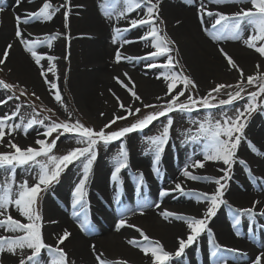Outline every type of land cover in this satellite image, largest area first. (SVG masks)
Returning <instances> with one entry per match:
<instances>
[{
  "label": "snow or ice",
  "instance_id": "6c2138e0",
  "mask_svg": "<svg viewBox=\"0 0 264 264\" xmlns=\"http://www.w3.org/2000/svg\"><path fill=\"white\" fill-rule=\"evenodd\" d=\"M19 6L23 0H15ZM34 3L35 0H28ZM163 0H102L101 9L104 16L112 20L115 13L116 20H127V27L113 28L111 42L119 43L114 59L116 63L122 60L132 61L146 59L150 61L147 65L149 68L166 69L162 72L163 80L167 82V91L165 96L168 97L162 105L145 104V108H159L158 111L149 112L143 116H139L141 109L139 107L133 109L126 106L116 97L119 102V107L126 113L124 116L113 115V118L106 123L98 131L94 128L87 127L79 120L71 121L72 113H68V119L55 121L50 117L45 116L43 119L38 118L39 114L26 119L22 114V104H16L10 111L0 116V146L11 149V151L0 152V170H3L6 175L3 181L0 182V264H4V256L11 255L16 258V264H75V261L69 259V254L64 247H61L71 237V232L64 229L62 234L56 236V244L50 245L45 242L43 235L44 217L40 207L41 200L44 195H47L53 185L59 182L61 174L68 168L69 165L79 163L78 180L74 184L71 192V208L72 215L78 221L81 231L90 233L93 228L89 220L88 208V183L93 171L94 162L98 158V145L107 146L113 141L121 140L135 131H142L154 121H159L160 118H165L166 123L163 124L159 134L148 136L146 143L149 145V153L153 156L152 171L159 176L161 169L159 167L162 154L166 151V146L169 145L171 138V130L174 120L171 113L193 112L198 108L203 109H224L226 106L236 105L240 100L245 103L242 106L232 108V114L227 111H220V118H216L211 112L203 120H194L197 125L195 132L188 129L185 134V140L182 143L202 144L200 155L202 159H192L190 164H185L182 171V176L186 180L212 182L216 185L212 192H197L195 190H186L183 182H175L174 188L162 189L159 193L161 197L178 192L195 196L198 203H205L206 207L203 213L196 217L194 215L180 214L177 212L162 210L160 215L164 220L170 218L179 220L185 223L187 234L185 237L178 238V247L175 252H169L165 249L160 240L150 238L141 228L129 223L126 218L127 213H132L134 210L126 206L121 208L120 219L115 225L116 231H120L124 227L135 228L142 240L128 239L127 243L134 248H138L145 257L148 258L150 264H172L174 259H183L186 255V250L191 248L198 242L203 234H207L210 255L213 258V264H229L230 259L234 264H239V257L246 256L247 253L240 249L223 246L215 239V233L209 227L213 217L218 213L222 206L228 207L232 212L231 227L237 237L242 235L240 225L242 217L248 221V233L250 237L255 234V226L258 218H264V206L257 208V205H264V201L254 200L249 207H233L224 197L229 186V181L233 179V168L236 164L243 166L247 170L248 175L252 177V172L248 162L238 156L239 148L242 142L247 144V147L256 155L262 154L251 140H248L245 135V129L249 118L254 112L264 111V65L257 64L255 74L245 75L242 68L228 55L221 47L218 50L226 58L227 64L231 69H235L239 73V79L236 84L217 83L203 97H195L190 89H196L198 85L189 75L184 74L183 70L177 72L174 69L179 64L175 60L172 53H179V49L175 47L176 41L169 37L166 31L160 27L166 21L161 16V4ZM189 6L196 3V0H186ZM216 5H221L226 0H212ZM245 2V0H238ZM251 4L250 8H241L234 13H225L219 10H209L205 0H200L198 18L202 25V30L213 42L223 40H243L246 47L253 49L260 57H264V0H246ZM122 7L118 8V5ZM80 7V6H78ZM64 8L63 13L65 21L71 12V0H64L60 7H55L51 0H42L38 10L25 13L24 18L17 14L15 16L16 31L15 36L24 46L26 52L31 55L35 64L40 68V75L44 78V82L49 86L48 90L53 95L55 101L64 106V100L59 90L58 84L53 80L48 79V73L53 76L57 74V67L51 61L57 59L55 56L47 54H38L37 47L46 44L48 48L52 47V42L62 35L56 33L48 35L41 39L29 40L25 39L21 25H27L32 20L36 21H51L56 13ZM5 9L0 7V12ZM137 12V16L129 18L130 14ZM205 17H214L211 27L205 25ZM180 21H177L179 24ZM67 27V23L65 24ZM133 29H146L137 40L144 41L145 47H151L153 51H149L143 57L125 55L121 49L127 45L137 41L125 38V34ZM249 32L247 38L244 37L245 31ZM31 35V34H29ZM70 39V37H69ZM13 45L8 44L0 53V65L6 63L9 57L10 50ZM164 57L163 63H156L158 58ZM49 61L47 68L41 63L42 60ZM127 77L128 83H125L119 76L114 77L117 83L125 87L135 101H141V97L135 91V84L128 73L123 74ZM161 78L160 76L157 77ZM248 86H254L255 91L246 92ZM18 85L8 84L0 81V88L12 91L18 88ZM235 89L234 91H228ZM54 90V91H53ZM111 91V90H110ZM187 96H185V94ZM216 94H225L227 99H219L217 102ZM246 93V94H245ZM115 96V93H112ZM26 89L20 90V95H9L6 98H0V106L8 105L9 101H19L21 96H26ZM37 100L40 97L35 93H31ZM181 97H185L181 100ZM158 100L162 99L157 97ZM142 102V101H141ZM33 107V112L35 108ZM65 110L67 108L65 106ZM47 111L52 113V108H47ZM101 115H104L101 113ZM129 116H139L132 124L122 127L115 131H107L118 120H126ZM18 121V122H17ZM35 125H41L44 128L42 136L44 138L36 139L33 144L21 146L15 142V134L23 132L28 134L29 129ZM74 134L76 136V144L78 147L72 148L66 154L57 155L54 150L57 147V141L64 134ZM55 134V135H54ZM9 137V139H5ZM196 155V153H193ZM206 162L220 163L224 167L218 170L223 173L219 177L197 175L194 174L195 169H204ZM114 170L111 172V181L118 186V191L115 196L116 203H120V186L124 184L121 177L122 170L129 167V151L125 144H121L117 154L113 157ZM18 167L24 168L29 175H32L34 183H29L27 179L17 183L16 170ZM192 169V170H189ZM34 173V175H33ZM253 179H259L252 177ZM145 178L143 172L137 176V192L144 185ZM140 207V214L143 215V208ZM156 208H160V204H155ZM14 208L20 217H23L26 222L13 217L10 209ZM57 223V221H50ZM259 229L264 233V223H259ZM95 253V245L91 246ZM46 252L47 259L44 258ZM227 254H233L229 256ZM104 254L95 255L98 264H127L126 260L120 259L109 261L103 258ZM251 264H264V250L259 251L255 255V259Z\"/></svg>",
  "mask_w": 264,
  "mask_h": 264
},
{
  "label": "bare ground",
  "instance_id": "6f19581e",
  "mask_svg": "<svg viewBox=\"0 0 264 264\" xmlns=\"http://www.w3.org/2000/svg\"><path fill=\"white\" fill-rule=\"evenodd\" d=\"M55 7H60L64 0H51ZM102 0H71V12L67 21L70 22L72 33L70 40L75 50L83 53V62L80 66L74 67V79L83 88L84 95L82 96V107L86 110L93 108L96 111L102 103V98L115 93V96H120L123 100L134 99L129 91L117 83L113 78L112 72L116 69L120 72L129 73L131 76L140 78L143 83L141 89L135 90L141 99H154L165 95L167 82L161 76L166 69L149 68L148 75H143V66H137L132 61H127V64H116L114 54L119 43L111 42L114 27L127 26V20H116L115 13L112 20L107 19L101 9ZM200 0L189 6L183 5L178 0H165L161 4V16L168 22V25L185 51L186 61L197 75V80L200 86L209 84L211 80L223 78L227 80H238L239 73L235 69L230 70L226 58L218 50L223 48L228 55L243 69L248 71H256V65L259 63L264 65V57H260L253 49L246 47L243 40H223L213 42L208 35L202 30V25L198 18V8ZM205 3L213 4L209 7L212 11H222L225 13H234L241 8H250V3H240L238 1L228 2L221 5H216L212 0H205ZM42 0H35L34 3H29L28 0L17 6L15 0H0V7L5 10L0 12V53L8 44L13 47L10 50L7 63L17 73H20L26 78L34 76L36 84L45 92L49 93V86L44 82V78L40 75V68L31 58V55L25 51L24 46L15 36L17 14L24 18L25 13L38 10ZM80 6V7H78ZM122 7L121 5L117 6ZM65 9L61 8L60 12L56 13L51 21H31L27 25H21L25 39L36 40L43 39L48 34L54 35L63 32L60 31L61 23L66 22L64 18ZM137 12L130 14L129 18L137 16ZM177 21H180L177 24ZM214 17H205V25L211 27ZM30 29V30H29ZM141 31V32H140ZM146 29H139V34L136 39L143 34ZM31 34V35H29ZM52 42V47L48 48L46 44L37 47L38 54H47L55 56L59 54L60 38ZM249 32L246 30L244 37L247 38ZM132 40L131 38H129ZM150 46L142 47L138 43L125 45L121 51L125 55L143 56L149 51H153ZM165 60V59H164ZM163 61H156L160 64ZM54 61H51L53 63ZM41 63L48 67L49 61L42 60ZM30 75V76H29ZM119 75V74H116ZM160 76L161 78H157ZM121 77V76H119ZM48 79L56 81V76L48 73ZM111 90V91H110ZM97 94L99 97L97 98ZM109 96V97H111ZM248 140H251L257 149L264 154V113L260 115L256 124L251 127ZM179 144V143H178ZM200 144H193L190 147H178L174 151L165 152L159 165L161 173L157 176L152 171L153 156H139L137 154H129V167L122 170L121 177L124 184L120 186V203H116L115 196L118 191V186L111 179V172L114 170L113 160L108 159L100 161V158L95 164L90 181L88 183V200H89V220L93 230L90 233L81 231L78 221L73 217L71 208V192L74 184L78 180V172H71L64 178L62 185L55 192L51 201L44 204V239L47 243L53 242L56 244V236L62 234L64 229L71 232V237L62 245L69 254V259L75 261V264H98L95 255L103 253V258L109 261L126 260L127 264H150L147 257L127 243L128 239L142 240L135 228L124 227L120 231H116L115 225L119 219L121 208L126 206L133 209L132 213H127L126 218L129 223L141 228L150 238L160 240L165 249L169 252H175L178 247V238L185 237L187 228L184 222L170 218L164 220L160 215L162 210H169L180 214H188L199 217L205 207V203H198L195 196L172 192L169 195L161 197L159 195L162 189H167L166 180H170V184L174 188L175 182H183L186 190H195L197 192H212L216 185L212 182L191 181L186 180L182 176L183 169L171 167L174 165L177 158L188 155L189 151L195 150L198 152L196 159H202L200 154L202 147ZM108 156V155H107ZM193 156V153H191ZM238 156L245 159L250 169L260 171L264 176V155H256L245 145L239 148ZM259 156L263 158L259 159ZM194 160V159H193ZM192 162V161H191ZM223 167L220 163L206 162L204 169H195L194 174L219 177L221 172L218 170ZM242 167V166H241ZM243 168V167H242ZM244 170V169H243ZM143 172L145 182L141 186V190L137 192V176ZM242 170L235 169V183L231 185L229 190V203L233 207H249L254 200L264 201V179L263 183L254 184L252 180H248L246 176L243 180ZM3 176H0V182L3 181ZM237 180V183H236ZM241 182V183H240ZM239 183V184H238ZM168 188V189H170ZM143 215L140 214V207L145 204ZM160 204V208H156L155 204ZM264 205H257L260 208ZM12 210L13 217L21 219L14 208ZM231 217L227 218L225 212L219 213V219L216 222L213 220L209 227L215 233V239L223 246L237 248L246 252V256L239 257V264H248L247 260L264 250V233L259 229V223H264L263 218H258L255 226V234L250 237L248 233V221L242 220L240 231L242 237H237L231 227ZM50 221H57L51 223ZM96 235H92V234ZM0 234L3 230H0ZM244 234V235H243ZM200 241L194 244V247L186 250L185 261L181 264H213V258L210 255L209 245L207 243V234H203ZM95 245L96 252L92 251L91 246ZM232 256L233 254H227ZM175 264V263H172ZM229 264H234L230 259ZM251 264V263H249Z\"/></svg>",
  "mask_w": 264,
  "mask_h": 264
},
{
  "label": "rangeland",
  "instance_id": "374dc122",
  "mask_svg": "<svg viewBox=\"0 0 264 264\" xmlns=\"http://www.w3.org/2000/svg\"><path fill=\"white\" fill-rule=\"evenodd\" d=\"M163 1H165V0H163ZM178 1H180L183 5H188L186 0H178ZM226 1L235 2L238 0H226ZM240 3H242V4L246 3V0H245V2H240ZM206 5L209 9V7L212 6L213 4L206 3ZM36 22L37 21H34L33 24H35ZM66 23H67V27H65ZM127 26H123L121 28H125ZM160 27L166 31V33L169 37H171L172 39H174L177 42L175 47L179 49V53L177 54L174 51L172 53V55H173L175 60L179 61V64L177 65V67L174 70L177 72L183 70L184 74L189 75L191 78L194 79V81L196 82L198 87L196 89H190V91L192 92V94L195 97L199 98V97H203V96L207 95V93L217 83L236 84V82L238 80H236V81L230 80L229 81L227 79L217 78V79L211 80L209 82V84H206L205 86H200V84L197 80L196 73L193 71V69L190 67V65L186 61V56L184 53L185 51L183 50V46L180 44V42L177 40V38L173 35V32L171 31V29L168 25V22L166 21V23L164 25H160ZM58 29H60V31L63 32L62 38H60V45L62 47L60 48L59 54L56 55L57 59L54 60L53 63L57 67V74H56L57 79L55 82L58 84L59 90L61 92L62 98L64 100V106L58 104L55 101L51 92L45 93L39 87V85L36 84L37 82L34 81L35 77L33 75L32 76L29 75L30 78H26V76H24L20 73H17L15 70H13L11 68L10 63L9 62L7 63V60H6V63L4 65H0V81H4L5 83H8V84L18 85L19 87L12 90V91L0 88V98H6L9 95L19 96L21 89H26L27 95L21 96L19 101L12 100V101H9L8 105L0 106V116H2L6 112H10L15 107L16 104H22L23 105L22 114L24 115V117L26 119H30L32 116H34L38 113L39 114L38 118H40V119H43L45 116H48L51 118V120L61 121V120L68 119V113L71 112L72 113V116H71L72 122L79 120L85 126L94 128L98 131L100 128H102L106 123H108L113 118L114 114L117 116L126 115V113L119 107V102H122L126 106H129L133 109L139 107L141 109L139 116H143L149 112L160 110L159 108H156V109L145 108V107H143V105H145V104L162 105L164 103V101L168 99V97L163 95V96H161L162 99H160V100H158L157 98L149 99V100L148 99H141V101H142L141 102V101H135L134 99L123 100L120 96H113L112 97L111 95H109L111 97L107 96V98L104 97L101 99L102 103L98 107H96V111H94L95 109L93 110V108H91L89 110L84 109L82 107L81 98L84 95L85 90H83V88H80L78 83L75 81V79H74V73L75 72L73 71L75 66L77 67V66H80V64H82V62L84 60V58H83L84 56H83V53L81 51H78L77 49L75 50L74 46L71 43V40L69 39V37L71 36V33L73 31L72 27L70 25V22L66 21V22L61 23ZM140 32H139V29H133V30H131L125 34V38H127V39L131 38L133 41H137L134 43H138V44L142 45V47H144L146 42L138 41L136 39V36ZM48 35H51V34H48ZM41 40H43V39H41ZM143 56H145V55H143ZM143 56H139V57H143ZM164 59H165L164 57H161V58H158L156 61L161 62ZM134 62L137 64V66L145 67L144 71H143V75H146V77H147V75H148V66L147 65L150 63V61H148L146 59H139V60H134ZM116 64L117 65L118 64H120V65L124 64L125 65L127 63H126V60H122L120 63H116ZM240 68H241V66H240ZM120 70L121 69H119V70L116 69V71L114 70L112 72L113 78L117 77V76H121L120 79L123 80L125 83H128L127 77H125L123 75L124 72H120ZM244 73H245V75H250V74H255V71H252V70L248 71L246 69ZM116 74H119V75H116ZM128 75L131 77L132 81L135 84V90L138 91V89H141L144 86H146V84L143 86V83L140 80V78L133 77L129 73H128ZM238 79H239V77H238ZM234 90L235 89H229L228 91H234ZM255 90H256V88L254 86H248L246 88V92H251V91H255ZM166 91H167V89H166ZM166 91H165V93H166ZM33 92H35L40 97L39 100H37L34 96L31 95V93H33ZM187 94L188 93H186L185 96H187ZM213 95L217 96V102L219 99H227V96L223 93H221V94L213 93ZM96 97L98 98L99 94H97ZM116 97L120 98L119 102L117 101ZM180 99L184 100L185 97H181ZM261 99H264V97H261ZM244 103H245L244 100H240L236 105L226 106L224 109L207 110V109H203V108H198L197 110H194L193 112H190V113L189 112H183L182 113L179 111L171 113L170 115H171L172 119L174 120V124H173L172 130H171V138L169 140V145L166 146V151H169V150L174 151L175 149H178V147H187V146L190 147L191 145H193L191 143H182V141L185 140V134L187 133L188 129H192L193 132H195L197 125L193 123L194 120H203L210 112L216 118H220V111H227L229 113V115H231L233 107L242 106ZM29 105L34 106L35 112H33V107H29ZM65 106L67 108V111L65 110ZM47 108H52L53 112L52 113L48 112ZM101 113H103L104 115H101ZM263 113H264V111L254 112L252 114V116L249 118L248 123H247V127L245 129L246 138H248V134H249L251 127H253L256 124L260 115H262ZM139 116H129L126 120H118L109 129H107V131H115V130H118L122 127L129 126L130 124L134 123L139 118ZM164 123H166V119L162 117V118H160L159 121H154L152 125H149L148 127L143 129L142 131H139V130L135 131V132L129 134L128 136L122 138L121 140H116V141L111 142L107 146H104L103 144L98 145V158H97V160L99 158H100V161L102 159V160H105L106 162H108L109 158L113 160V157L117 154L118 149L122 143L126 145L128 151H129V154L132 153V154H137L139 156H145V155L151 156V154H146V153H149V145L146 143V138L148 136H154V135L159 134V131L162 129V126ZM43 131H44L43 126L35 125L32 129H29L27 135H25L22 131L16 133L15 134V142L21 146H28L30 144H33L36 139L44 138L42 136ZM5 139H9V137H5ZM75 141H76V136L74 134H70V133L64 134L57 141V147L54 150V153L57 155H63V154H66V152L71 150L72 148L80 146V145H77ZM200 145H201L200 147H202V144H200ZM243 145L247 146V144L245 142H242L240 148ZM4 151H11V149L0 146V152H4ZM165 152L162 154V157L165 155ZM191 153L197 154L198 152H196L195 150L188 152V155L190 157H192V159H196L197 156H194V155L191 156ZM198 155H200V154H198ZM186 157H187V154H186V156L183 155L182 158L181 157L177 158L174 165H172L171 167H174V168L178 167L180 169H183L185 164L191 163V160H189V157L188 158H186ZM261 158H263V156H259V159H261ZM97 160L94 162V166H95V164H97ZM94 166H93V168H94ZM223 167H224V165H223ZM242 167H241V165L236 164L233 168V179L231 181H229V186L226 190V194L224 197L228 202H229V198H228L229 190L231 188V185L233 183H235V179H236V176H235V169L236 168H240L242 170L243 174H242L241 178L243 180H245L244 177L246 176V178L248 180H252L254 182V184H257V185L260 184L261 185L263 183L264 176H262L260 171H258L256 169H251L252 177L259 178V179H253L252 177H250L248 175L247 170H245ZM79 168H80V165L78 162L75 164L69 165L68 168L61 174L59 182L55 183L53 185L52 189L50 190V192L47 195L43 196L41 203H40V207L42 210L43 217H44V204H45V202L51 201L53 196H55V192L62 185L64 178H66V176L69 175L71 172H79ZM5 175H6V173L3 170H0V176L4 177ZM33 175H34V173H33ZM221 175H223V173H221ZM24 179H27L30 184L34 183V180L32 179V175H29V173L26 172L24 170V168L18 167L16 170V181H17V183L22 182ZM169 181L170 180H166V182H165L166 184H168L167 189L172 187V185L170 184ZM236 183H237V180H236ZM0 194H2V193H0ZM11 209H10V211L12 214ZM220 212L221 213L225 212L228 219H229V217H231L229 214H232L231 210L228 207L222 206L218 210L217 215L212 218L211 222L215 219H216L215 220L216 222L218 221L217 219H219L218 215ZM117 219H120V215L118 216ZM21 220H22V222H26V220H24L23 217H21ZM242 220H247V219L242 217ZM44 229L45 228L43 226V229H42L43 235H44ZM92 235L94 236L96 234L93 233ZM185 238H186V236H185ZM200 238H203V237H200ZM200 238H199L198 242L200 241ZM47 244L54 245L53 242H49ZM61 247H63V246L61 245ZM192 247H194V245ZM44 258L47 259L46 252L44 253ZM3 259H4V264H16V258L12 257L11 255H5ZM185 259H186L185 256L183 259L177 258V259H174L172 263L181 264L183 260L185 261ZM250 259L252 260L253 258H250ZM250 259L247 260L248 264L251 263Z\"/></svg>",
  "mask_w": 264,
  "mask_h": 264
}]
</instances>
